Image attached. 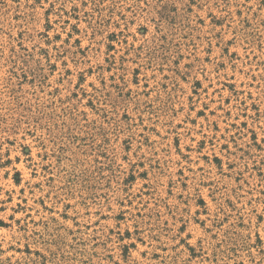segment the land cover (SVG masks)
Instances as JSON below:
<instances>
[{"label": "rangeland", "instance_id": "rangeland-1", "mask_svg": "<svg viewBox=\"0 0 264 264\" xmlns=\"http://www.w3.org/2000/svg\"><path fill=\"white\" fill-rule=\"evenodd\" d=\"M0 264H264V0H0Z\"/></svg>", "mask_w": 264, "mask_h": 264}]
</instances>
